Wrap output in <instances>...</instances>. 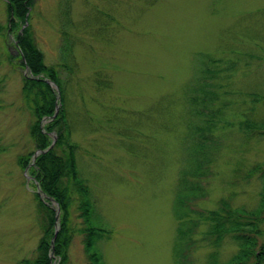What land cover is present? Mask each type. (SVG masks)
Instances as JSON below:
<instances>
[{
    "label": "rangeland",
    "instance_id": "obj_1",
    "mask_svg": "<svg viewBox=\"0 0 264 264\" xmlns=\"http://www.w3.org/2000/svg\"><path fill=\"white\" fill-rule=\"evenodd\" d=\"M6 2L0 0V264H24L36 254L44 222L34 193L58 209L56 235L60 208L18 160L36 150L34 107L21 91L28 71L16 31L6 28ZM29 10L35 42L63 85L69 139L89 187L87 223L110 231L92 246L101 262L231 264L237 243L224 235L215 244L210 221L198 212L222 202L245 210L262 204L264 231V135L240 127L264 120V0H34ZM203 134L205 171L189 176L202 189L176 207L180 171L192 166ZM74 202L61 264H90L80 230L86 223Z\"/></svg>",
    "mask_w": 264,
    "mask_h": 264
},
{
    "label": "trees",
    "instance_id": "obj_2",
    "mask_svg": "<svg viewBox=\"0 0 264 264\" xmlns=\"http://www.w3.org/2000/svg\"><path fill=\"white\" fill-rule=\"evenodd\" d=\"M33 3L34 0H7L6 2L8 9L6 28L10 31H16L14 40L20 52L21 63L23 66L26 65L28 70L27 75H23L21 91L24 98L34 107V120L30 124V133L35 149H46L39 152L34 159H32L34 152L32 149L25 155H20L18 160L22 167L29 163V173L37 180L40 190L57 201L60 215L58 233L53 246H51L50 241L56 220L55 211L50 206L49 201H44L38 192L34 193L38 207L43 209L44 222L35 256L23 258L21 261L24 264H51L53 260L57 259L58 264H61L67 259L68 246L73 235L70 207L75 203L74 200H77L79 215L86 223L80 230L84 233V248L88 253L90 264H103L100 255L92 250V246L99 239L108 236L110 231L87 223L91 208L90 200L87 197L89 187L78 169L75 155L77 147L69 139L64 91L58 70L54 65L45 63L43 51L35 42L30 24L21 26L26 19H29V8ZM63 38V51L69 53L71 41L66 35ZM47 77L58 84L60 88L59 98L55 88L46 80ZM57 103L59 109L54 114ZM45 118H48V121L44 122ZM240 127L246 135L252 133L264 135V120L258 122L249 119L244 120ZM197 129L200 130L201 127ZM51 131H55L56 139L54 145L48 148L53 141ZM206 137L207 135H200V138L195 141L192 166L189 167L188 162L180 171L177 197L175 198L176 207L185 205L190 196L198 195L202 189L201 184L189 176L197 177L205 171L203 153H205ZM261 178H263L264 183V170H261ZM262 208V204L257 208L258 210H245L242 207L231 208L222 202L218 208L211 209L207 213L204 211L198 213L206 216L210 221L207 232L209 235H215V244H218L224 235H228L237 243L238 249L230 258L231 264H264V239L259 240V236H264V231L258 227L260 221L258 212ZM179 232L181 236L186 237L189 230L180 229ZM182 249L181 246L178 250V256L182 255L185 259L187 256ZM216 256L217 254H213L211 259L215 260ZM184 259L180 261L182 262Z\"/></svg>",
    "mask_w": 264,
    "mask_h": 264
},
{
    "label": "water",
    "instance_id": "obj_3",
    "mask_svg": "<svg viewBox=\"0 0 264 264\" xmlns=\"http://www.w3.org/2000/svg\"><path fill=\"white\" fill-rule=\"evenodd\" d=\"M25 24H27V21H25V23H24V25ZM47 81L48 82H50V83H52V84H54L55 85V87H56V89L58 90V86H57V84L53 81V80H51V79H47ZM58 110V106H56V111ZM53 145V142L51 143V145L49 146V147H51ZM40 151V149H36L35 151H34V156L38 153ZM26 177H29V175H26ZM49 199H51L52 200V198L50 197V196H47ZM58 214H59V212H58V209H57V211H56V214H55V217L56 218H58ZM56 231H57V229H55V231H54V234H53V237H52V239H51V245L53 246V244H54V238H55V235H56Z\"/></svg>",
    "mask_w": 264,
    "mask_h": 264
}]
</instances>
